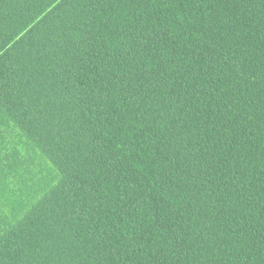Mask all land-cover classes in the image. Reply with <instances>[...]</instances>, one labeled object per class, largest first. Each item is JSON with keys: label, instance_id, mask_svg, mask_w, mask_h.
Segmentation results:
<instances>
[{"label": "trees", "instance_id": "obj_1", "mask_svg": "<svg viewBox=\"0 0 264 264\" xmlns=\"http://www.w3.org/2000/svg\"><path fill=\"white\" fill-rule=\"evenodd\" d=\"M0 114V264H264V0H0Z\"/></svg>", "mask_w": 264, "mask_h": 264}, {"label": "rangeland", "instance_id": "obj_2", "mask_svg": "<svg viewBox=\"0 0 264 264\" xmlns=\"http://www.w3.org/2000/svg\"><path fill=\"white\" fill-rule=\"evenodd\" d=\"M14 157L21 158L23 164L16 170L15 174L9 173L10 175L6 180L8 190L12 194L17 193L19 183H31L30 179L34 176L43 175L46 172L47 163L39 155L30 153L26 140L19 129L13 124L5 122L0 114V161L4 163L14 162ZM31 157L36 158L32 159ZM3 205H5L4 202H0V217L8 213Z\"/></svg>", "mask_w": 264, "mask_h": 264}]
</instances>
